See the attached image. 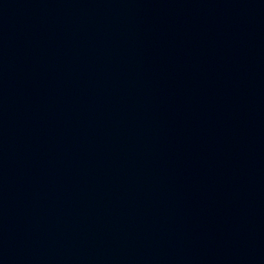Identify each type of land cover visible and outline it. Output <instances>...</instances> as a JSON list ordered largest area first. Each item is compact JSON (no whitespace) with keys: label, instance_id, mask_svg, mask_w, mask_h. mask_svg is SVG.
Masks as SVG:
<instances>
[{"label":"water","instance_id":"1","mask_svg":"<svg viewBox=\"0 0 264 264\" xmlns=\"http://www.w3.org/2000/svg\"><path fill=\"white\" fill-rule=\"evenodd\" d=\"M0 264H264V0H0Z\"/></svg>","mask_w":264,"mask_h":264}]
</instances>
